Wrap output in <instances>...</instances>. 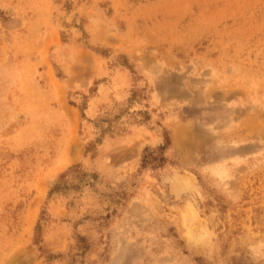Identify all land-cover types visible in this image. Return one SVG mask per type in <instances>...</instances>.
<instances>
[{"label":"rangeland","instance_id":"1","mask_svg":"<svg viewBox=\"0 0 264 264\" xmlns=\"http://www.w3.org/2000/svg\"><path fill=\"white\" fill-rule=\"evenodd\" d=\"M0 264H264V0H0Z\"/></svg>","mask_w":264,"mask_h":264},{"label":"trees","instance_id":"2","mask_svg":"<svg viewBox=\"0 0 264 264\" xmlns=\"http://www.w3.org/2000/svg\"><path fill=\"white\" fill-rule=\"evenodd\" d=\"M78 107H79L81 116H83V108H84V106L83 105H78ZM98 140H99V138H95L94 140L88 141L86 143V145L84 146V154H88L90 151H92V149L94 148L95 144L99 142ZM169 144H170V138L167 136V134H164L163 143L161 145H158L157 147L152 148V149L146 147L144 149V153L142 154V156L140 158V161H141L142 165L146 166V165L150 164L153 161H155V164H158V163L162 162L163 161V157L162 156H159L158 159L156 160V157L154 158V156H151L149 151L152 152V151L156 150V151L159 152V155H160L162 150L164 148H166ZM91 154H93V153L91 152ZM78 167H79L78 163L73 164L66 171L62 172L59 175V178L63 177L65 174H68L67 172L72 171L74 169H77ZM61 184L62 183L60 181L55 182L54 184H52V186H50V188H49L48 194H51L53 191H56L60 187ZM81 240H83V239L81 237L79 238V236H78V243L79 244H81V242H80ZM82 247H84V246H82Z\"/></svg>","mask_w":264,"mask_h":264},{"label":"bare ground","instance_id":"3","mask_svg":"<svg viewBox=\"0 0 264 264\" xmlns=\"http://www.w3.org/2000/svg\"><path fill=\"white\" fill-rule=\"evenodd\" d=\"M178 183V182H177ZM32 209V208H31Z\"/></svg>","mask_w":264,"mask_h":264}]
</instances>
